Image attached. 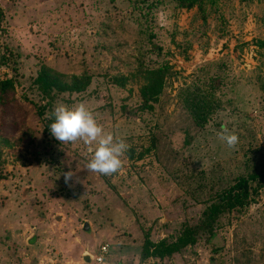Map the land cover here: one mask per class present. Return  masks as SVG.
<instances>
[{
	"label": "rangeland",
	"instance_id": "obj_1",
	"mask_svg": "<svg viewBox=\"0 0 264 264\" xmlns=\"http://www.w3.org/2000/svg\"><path fill=\"white\" fill-rule=\"evenodd\" d=\"M0 13V264H264V188L214 236L143 254L147 236L176 241L240 177L264 176V0H0ZM42 70L61 81L48 92ZM160 70L153 110L134 111ZM79 101L131 146L120 173L87 171V146L51 136L45 113Z\"/></svg>",
	"mask_w": 264,
	"mask_h": 264
},
{
	"label": "clouds",
	"instance_id": "obj_2",
	"mask_svg": "<svg viewBox=\"0 0 264 264\" xmlns=\"http://www.w3.org/2000/svg\"><path fill=\"white\" fill-rule=\"evenodd\" d=\"M45 118L51 121L48 129L59 143L80 141L87 146L90 153V159L85 165L87 171L112 176L123 170L124 157L131 146L126 139L106 132L86 101L73 104L56 103L50 112L45 113ZM216 136L229 149H234L239 142L235 130L224 125L217 131ZM74 175L72 170L63 173L64 181L69 186Z\"/></svg>",
	"mask_w": 264,
	"mask_h": 264
},
{
	"label": "trees",
	"instance_id": "obj_3",
	"mask_svg": "<svg viewBox=\"0 0 264 264\" xmlns=\"http://www.w3.org/2000/svg\"><path fill=\"white\" fill-rule=\"evenodd\" d=\"M191 3H193V1H191L189 5H192ZM163 73L164 71L161 70L160 72H151V81L143 86L141 90L143 102L141 105L134 107V111L143 112L146 110H153L154 104L159 100ZM53 76L50 71L42 70L39 76H37L35 79V82L41 85L43 91L48 92V88L52 83L50 80L53 81L54 79L55 83L58 81L61 82L59 78ZM9 83V80L1 81V88L6 90L8 87L7 84ZM193 109L195 112L199 111L200 106L198 103L193 107ZM257 179L258 186L254 187V189L252 188L253 190L250 189V181H255ZM260 188H264V176L249 174L248 176L240 177L236 184L230 186L229 190L222 196L220 202L212 203L208 206L204 212V216L200 225L191 226V224H186V227L183 229L176 241L169 242L168 240L163 239L160 242H154L149 236H147L145 238L143 248L144 256H154L161 258L173 257L176 253L181 252L187 246L195 244L198 241L201 233H209L211 236H214L216 223L221 215H223L228 210H233L237 207L245 205L246 203H249V200L253 195L252 192L256 194Z\"/></svg>",
	"mask_w": 264,
	"mask_h": 264
},
{
	"label": "built area",
	"instance_id": "obj_4",
	"mask_svg": "<svg viewBox=\"0 0 264 264\" xmlns=\"http://www.w3.org/2000/svg\"><path fill=\"white\" fill-rule=\"evenodd\" d=\"M109 253V245L108 244H103L100 249H99V253L96 256V260L101 263L104 262L105 257L107 256V254Z\"/></svg>",
	"mask_w": 264,
	"mask_h": 264
},
{
	"label": "water",
	"instance_id": "obj_5",
	"mask_svg": "<svg viewBox=\"0 0 264 264\" xmlns=\"http://www.w3.org/2000/svg\"><path fill=\"white\" fill-rule=\"evenodd\" d=\"M86 227H88V224H86ZM35 241V238H33V240L31 242Z\"/></svg>",
	"mask_w": 264,
	"mask_h": 264
}]
</instances>
